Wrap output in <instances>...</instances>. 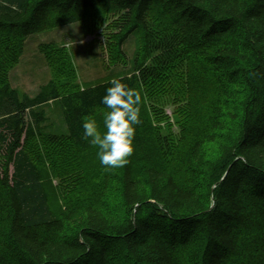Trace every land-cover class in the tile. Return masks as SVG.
Segmentation results:
<instances>
[{
	"label": "trees",
	"instance_id": "16d2710c",
	"mask_svg": "<svg viewBox=\"0 0 264 264\" xmlns=\"http://www.w3.org/2000/svg\"><path fill=\"white\" fill-rule=\"evenodd\" d=\"M98 13L117 14L112 37L118 43L141 35L137 57L125 73L79 86L67 58L64 69L54 67V78L34 94L12 86L7 72L28 36ZM112 80L148 98L171 95L180 103L197 96V83L211 94L202 118L190 124V118H182L187 108L175 111L177 138L166 118L156 119L167 123L162 133L140 108L135 151L120 173L119 215L87 202L79 231L60 237L75 213L62 217L52 207L47 162L52 165L50 155L62 148L68 156L59 157H66L69 167L71 157H98L83 139L82 123L110 111L101 98ZM237 81L245 92L232 119L234 135L219 141L216 131L225 129L218 118L220 94ZM218 88L222 92L211 96ZM52 104L57 119L48 113ZM185 139L189 142L181 148ZM206 141L217 144L220 157L211 169L203 155ZM174 149L184 151L179 167L184 175H192L194 167L208 168L206 194L160 165L157 154L167 157ZM91 169L96 175L101 167L96 163ZM68 175L74 188L83 174L72 168ZM121 259L264 264V0H0V264H116Z\"/></svg>",
	"mask_w": 264,
	"mask_h": 264
},
{
	"label": "rangeland",
	"instance_id": "374dc122",
	"mask_svg": "<svg viewBox=\"0 0 264 264\" xmlns=\"http://www.w3.org/2000/svg\"><path fill=\"white\" fill-rule=\"evenodd\" d=\"M109 13H112L109 11ZM117 19V14L105 16L102 13L95 14L82 23L69 24L60 28L50 27L46 31L28 36L22 43V47L18 50L16 63L8 70L7 76L12 86L16 87L21 93L26 92L30 95L34 94L40 85L54 78V69H59V65L64 69V60L68 58L70 65L75 71V81L79 86L94 84L106 79L111 74L119 75L125 73L137 57L138 50L141 47V35L135 33L122 43H118L117 36L112 37L117 33L113 22ZM57 49L53 54L52 48ZM50 60H49V58ZM116 59V60H114ZM55 67V68H54ZM60 74H55L56 76ZM58 76V77H59ZM61 79L63 75L60 76ZM194 88L197 96L189 102L187 99L180 103L175 101L171 95H166L160 98H148L144 93L141 94L144 105L140 108H146L149 116L153 120V126L161 129L162 133H166L168 128L164 120L157 122L156 119L166 118L172 126L169 128V133L172 136L178 137L180 134V126L175 122V111L185 109L182 113L183 120L190 121L202 118L204 108L209 101L211 94L210 88L206 85L195 84ZM223 91V93H221ZM219 91V88L214 90L220 94L222 104L219 112V119L223 120V131H214L217 139L220 141H229L234 135L233 117L239 114L241 103L240 100L245 90L240 82L230 85L227 89ZM207 94V96H206ZM180 106V107H178ZM103 112V111H102ZM99 111L97 114L102 113ZM179 112V110L177 111ZM52 118L57 119V111L52 104L48 110ZM179 115H181L179 113ZM105 114L96 117L98 128L103 135L107 129L104 126ZM177 118V115H176ZM161 133V134H162ZM189 140L185 139L181 144V148L187 146ZM36 145L39 146V153L42 157V141L38 140ZM204 157L206 164L210 167L219 161L218 146L215 143L206 141L204 146ZM183 150L174 149L167 157H161L157 154L160 165L166 167L169 171H174V175L179 181L193 184L197 191L201 194H206L210 171L208 168H193V174H183L181 166V155ZM99 148L91 151V155L98 154ZM88 155V153L86 154ZM52 157V165H49L46 182L49 184L51 193V205L54 210L62 217H65L68 211H73L75 217L67 223L65 231L60 237L74 236L81 227L83 219V207L87 202H93L95 205L105 208L107 211L119 215L117 212L121 207L120 198V173L122 168H107L102 166L99 157H85L78 155L74 158V164L67 166L65 159L68 156L67 152L62 148L50 155ZM45 161V157L43 158ZM98 164L101 169H98L97 174L92 173L91 166ZM178 165V167H177ZM139 168L142 167L140 162L137 163ZM79 169L82 173L76 187H71L72 176L68 175L69 169ZM84 171H82V170ZM211 169V167H210ZM95 177L92 178L89 177ZM189 178H186V177ZM116 264H129L124 259L118 260Z\"/></svg>",
	"mask_w": 264,
	"mask_h": 264
},
{
	"label": "clouds",
	"instance_id": "9594fccd",
	"mask_svg": "<svg viewBox=\"0 0 264 264\" xmlns=\"http://www.w3.org/2000/svg\"><path fill=\"white\" fill-rule=\"evenodd\" d=\"M111 87L101 98V104L107 109L103 135L98 130L97 122L85 119L82 123L83 139L99 148L98 157L102 166L115 169L126 166L135 151L134 138L136 127L141 124L139 91L130 88L120 80L110 81Z\"/></svg>",
	"mask_w": 264,
	"mask_h": 264
}]
</instances>
